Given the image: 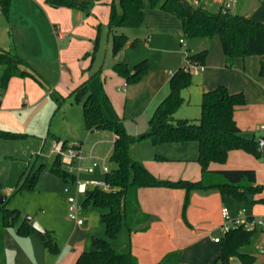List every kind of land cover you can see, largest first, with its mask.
<instances>
[{
  "label": "crops",
  "instance_id": "crops-1",
  "mask_svg": "<svg viewBox=\"0 0 264 264\" xmlns=\"http://www.w3.org/2000/svg\"><path fill=\"white\" fill-rule=\"evenodd\" d=\"M110 1L111 0H105L101 2L107 5L102 15L103 23L107 26L110 15ZM210 1L215 2L213 0ZM144 2L145 20L142 26L137 27L139 29L138 32L134 33L133 37H131L129 32H126V29L130 28L121 27L125 29L122 32H125L129 37V43L123 49L127 47H137L140 42L144 40L149 48L159 49L163 53L167 52L179 55L177 60L178 68L186 65L188 53L193 54L203 49H208L204 69L197 74L199 79L197 83H195V85H197L199 98L202 97L205 91L212 90L218 85H226L231 92H243L246 97V103L236 107L234 112L235 120L238 126L248 136H255L258 140L264 137V76L259 75V67L263 60V56L250 55L244 58L238 57L233 66H227L221 41L218 36H215L213 38L193 39L195 41H193L194 50L188 47L186 49V55L184 59H182L180 58L181 53L179 50L172 49L169 44L170 36L182 30L181 20L174 14L159 8H152L149 0H144ZM115 3L119 5V0H115ZM201 4L202 1L200 6ZM93 9L96 15L90 18L89 15L82 10L68 7H53L47 4L45 0H11L9 13L6 15L9 26L11 25L10 23L15 22V25H18L17 27L15 26V30L18 31L21 29L22 22H29L32 30H38L41 25L47 24L49 33L61 42L62 46L58 49V58L62 73L59 80L52 82L49 79L43 80L40 78L41 82L32 76L12 77L7 89L0 92L1 129H19L16 127L17 125H15V121L13 122V119H16L17 115L31 111L34 108H36L37 111L34 116H31L30 121L33 122V124L40 121L44 122V117H48L53 113V109L50 107L48 109L44 108L43 105L48 97L52 98L53 93L66 95L78 88L84 81L88 82L90 80L89 72L87 71L89 69L87 68V61L80 63L78 68L73 67L74 70H72L71 60L74 52L73 46L75 44L79 45V49H77V54L75 56L83 54L84 51L91 47V40L95 35L94 26L98 22L102 24V20L97 17L99 8L95 6ZM219 10L220 7L218 11ZM2 15L3 14H1L0 17ZM246 15L255 20L264 22V2L261 0H252L251 5L247 8ZM83 20L86 25H83ZM87 24L91 26L88 27ZM15 27L13 26V28ZM108 32L111 37L109 26ZM14 37V33L13 35L9 34L7 36V38H9V44L11 41L13 42ZM136 38L138 39V43L136 46H133L131 42ZM181 39L179 43L181 46H184L186 42L184 41V43H182ZM28 45L32 46V51L38 52L39 49L41 50L42 42L41 39L37 38V40H30ZM14 46H17L15 40ZM0 47L3 49L10 48L11 50L13 44L6 45L0 37ZM28 47L30 48V46ZM120 52L116 55L113 54L111 66L98 68L94 73L95 75L92 81H97L95 82V86H98V91L92 87V81L87 83V88L90 92L96 93L102 99L106 113L110 117L122 118L131 134L140 135L148 129L149 119L157 106L167 97L170 91L171 77L178 68L176 70L170 69L169 71L166 69L150 68L148 73L138 82L128 83L126 79L115 72L112 67L115 62L126 60L133 71V66L139 61L135 62L129 57L127 58L126 55L120 56ZM86 56L87 54L84 57ZM144 59L149 60L148 57ZM30 66L32 69H26L36 74L38 78L43 76L40 74L42 73L40 70L31 64ZM65 77H67L69 83L63 84V78ZM114 86H117L116 88L118 91L115 90ZM100 93L102 95H100ZM109 106L113 109L112 112ZM76 107L77 109L74 110L72 118L69 117L67 119L64 113L63 120H68V123L61 126L73 132L78 130L88 132V134L86 132V135L88 141L91 142L90 152L88 151L89 149L84 148L85 146L82 142L79 145L76 143L69 144L79 147L83 157L76 163H82L87 160L95 159V151L107 150L111 145L113 149L115 134L109 129L88 130L84 122L82 104L79 102ZM186 112L187 110L184 108L182 110L178 109L175 115L188 116ZM139 121H142V123L139 124ZM52 127V123H50L49 128ZM133 147L134 146L131 148V155L133 158L143 162L145 166L159 178L171 180L182 178L197 180L202 177L201 165L197 161L199 146L196 141L152 144L151 148L148 149L147 146V149H145L146 151L143 153L136 152L135 150L133 151ZM261 152H263L262 155L256 157L243 149H233L229 151L225 163H211L210 168L255 169L257 183L263 186V190L254 195L253 198H264V145ZM157 155H161L165 159H158L156 157ZM100 159L102 160V158ZM88 173H94V171ZM219 193L220 192H217V190L193 192L191 196V205L187 210V219L189 222V224H187L182 217V206L185 195L183 189L141 187L138 192L141 207L145 212L153 215V220L150 223V227L145 231L131 233L127 228L130 236V245L126 247L127 250L124 252H131L135 255L139 260V264H158L168 253L180 250L181 256L179 262L173 264H191V260L198 257L203 251L202 247L205 246L206 239L208 238L207 234L209 233V240L207 239V242L210 244V250L208 249L206 253L202 252V254H205V257H203V260L198 264H213L218 259L221 252V242H216L214 238L218 235L222 237L220 230L222 221H219L216 225L219 232L212 237L211 232L213 229H207L210 218L208 205L213 201L216 203L222 202L224 196L230 197L226 195L221 196L222 194ZM195 203L198 204V207H195ZM247 204L248 206L246 208L244 207L243 211L238 214L237 217L264 218L263 203ZM219 219H221V217ZM50 229L54 230L57 235V227H51ZM260 229L261 234L264 235V228L260 227ZM257 231H259L258 228ZM94 235H103L102 228L99 227L95 230L93 225H85V222L82 225H77L76 228L66 232L65 239L62 243L63 247L60 245L58 246V253L50 254V252L49 254L53 255L50 256L46 252H43L45 261L41 264H75L80 254L91 244V239ZM34 238L39 241V237L34 233L26 235L24 238L25 240H21L22 238H17L12 235L8 228L4 230L5 248H10V246L16 248L17 256L22 257L20 259V264H33L30 259L31 255L24 248L23 244L25 245L27 241L36 244L37 240H32ZM57 239L59 240L58 237ZM262 244L258 246L260 256L258 257L255 255L256 261L254 263L264 264V253L260 251V246ZM246 247L247 245L243 247V250L254 255V253L247 250ZM236 260L238 259L232 258L230 264ZM18 262L19 260L17 259V263Z\"/></svg>",
  "mask_w": 264,
  "mask_h": 264
},
{
  "label": "trees",
  "instance_id": "trees-1",
  "mask_svg": "<svg viewBox=\"0 0 264 264\" xmlns=\"http://www.w3.org/2000/svg\"><path fill=\"white\" fill-rule=\"evenodd\" d=\"M105 0H45L53 7H68L79 9L90 14L97 2ZM11 0H0L2 14L8 15ZM152 8H159L177 16L182 23V30L189 38H213L218 36L226 58V65L233 66L236 58L250 55L263 56L259 75L264 76V22L247 15L231 11H210L202 6H194L188 0H149ZM110 15L108 26L112 35L113 54L119 53L128 43L125 32L116 28H137L145 20L144 0H115L109 2ZM138 39L132 40L136 46ZM208 49L197 53H188L191 62L205 64ZM0 89L5 91L9 81L14 76H32L36 74L27 70L30 64L10 50L0 47ZM113 70L124 77L128 83L142 79L149 71V60L143 59L133 66L126 60L117 61ZM193 83V74L182 66L171 77L170 91L167 97L157 106L149 119L148 129L140 135H132L120 117H110L105 110L102 99L87 88L84 81L73 92L77 101L82 103L85 126L88 130L109 129L115 134V140L110 160L114 167L105 175V182L111 185V190L100 187L89 188L85 193L84 204L92 203L99 208L107 209L100 213L105 225L106 237L92 236L91 247L84 250L75 264H139V260L131 252H119L113 248L111 239L118 237L124 224L132 232L145 231L150 227L153 215L145 212L140 204L138 192L141 187L180 188L185 191L182 217L189 224L187 210L195 191L217 190L222 195L233 197L247 203H263L264 198L254 199L253 196L263 190L257 183L256 170L253 168L211 169V163H225L229 151L243 149L256 157L261 156L259 140L248 136L237 124L234 112L237 106L246 103L243 92H231L226 85H218L202 94L200 103L201 116L198 119L177 118L176 111L184 103L182 91ZM21 135L12 130L0 128V137L14 138ZM149 138L152 143H185L196 141L199 146L197 161L201 165L202 177L190 179H163L153 174L143 162L131 155V145L140 139ZM70 145L64 141L63 148ZM158 159H165L161 155ZM51 170L66 182H74L76 173L70 172L62 162L61 154L57 153ZM38 178V172L32 173L22 188L31 189ZM7 200V197H6ZM1 204L2 232L0 233V263L7 264L4 258V230L16 226L21 210L9 209ZM18 234L26 236L36 234L51 253H58L59 247L54 230L46 232L36 230L29 219L21 222L17 228ZM257 228L247 229L244 226L234 227L221 237V252L213 264H230L232 258H237L245 264H253L256 256L243 250L250 244ZM180 250L168 253L158 264L178 263Z\"/></svg>",
  "mask_w": 264,
  "mask_h": 264
},
{
  "label": "rangeland",
  "instance_id": "rangeland-1",
  "mask_svg": "<svg viewBox=\"0 0 264 264\" xmlns=\"http://www.w3.org/2000/svg\"><path fill=\"white\" fill-rule=\"evenodd\" d=\"M188 1L191 2V0ZM251 3L252 0H240L232 8V12L246 15L247 8L251 5ZM95 6L99 8V14L97 17L102 20V15L106 10L107 5L97 2L94 7ZM201 6L213 12L218 11L219 9L218 4L210 0H202ZM87 15H89L90 18L95 17L96 14H94V9H92L91 13ZM101 22L102 24L98 22L94 26L95 35L91 40V47L88 50L84 51L83 54L79 56H75L77 54V49H79V45L75 44L73 46L74 52L72 54L71 60L72 70H74L73 67L78 68L80 63L87 61V68H89L87 71L89 72L90 77L89 81L93 80L95 75L94 73L98 68L111 66L113 61L111 46L112 35L110 37L108 26L103 23V20ZM82 23L83 25H86L84 20ZM10 24L11 25L9 26L6 15L3 14L0 17V37L3 39L6 45L13 44V48L11 50L10 48L7 49H9L11 52L17 53L29 64L40 70L42 72L40 74L43 75L39 77L40 81L41 79H49L51 82L59 80L62 69L59 67L60 62L58 58V49L62 46V44L49 33L47 24H44L43 26L41 25L38 30H32L29 22H22L21 29L18 31L15 30L18 26L15 25V22ZM13 26L16 27L13 28ZM87 26L89 27L91 25L87 24ZM116 30L118 33H120L125 29L116 28ZM138 30V28H130L126 29V32H129L131 37H133L134 33L138 32ZM13 33L15 35L14 40L17 46H14V40L9 44V38H7L9 34L13 35ZM37 38L41 39L42 42L41 50L39 49L38 52L32 51V46L28 45L30 40H37ZM181 38L186 42L184 46H181L179 43ZM193 39L195 38L187 37L181 30L173 33L170 36L169 44L172 49H178L181 53L180 58L184 59L186 55V49L188 47L194 50ZM145 42L146 41L142 40L137 47H127L123 49L120 52V56L126 55L127 58L129 57L135 62L141 61L142 59L148 57L149 69L159 68L169 71L170 69L176 70L178 68L177 60L179 55H174L167 52L163 53L159 49L156 50L155 48H149ZM27 45L30 46V48ZM86 54L87 56L84 57ZM29 68L32 69L31 67ZM2 69L3 67L0 66V73L2 72ZM198 79L199 76L193 75V83L189 87L185 88L184 91H182L185 101L179 110H182L183 108L186 109V115L188 116H178L176 114V117L198 119L201 116L200 103L202 97L199 98V93L196 87L197 85H195ZM63 80V84L69 83L67 77L63 78ZM89 81L87 83H89ZM95 82L97 81L92 83V87L98 91V86H95ZM114 87L115 90L118 91L116 88L117 86ZM100 95L102 94L100 93ZM77 104H79V102L77 101V97L73 91L66 95L53 93V97H48L43 104L44 108L48 109L50 107L53 109V113L50 116L44 117V122L40 121L36 124H33V122L30 121L31 116H34L37 111V109L34 108L31 111L17 115L16 119H13V122L15 121V125H17L16 127L19 129L10 130L20 133L21 135L14 138L0 137V205L5 203L4 206L6 208H18L21 210V216L17 225L8 227L9 232L17 238H22L21 240H25V236L18 234L17 228L21 222H23L25 219H29V216H32L33 218L37 219L41 226L46 230L50 229L51 227H57L58 231L56 236L59 238V240L57 239L58 246L60 245L63 247L62 243L65 239L66 232L76 228L78 225L75 219L69 217L68 197L70 194L76 196L77 198L78 205L81 207L80 217L85 222V225L91 224L95 230H97L99 227L102 228L103 235L100 237H106L105 225L101 220L100 213L102 211H106L107 209L99 208L92 203L84 204L85 193L77 192V183L93 179L98 181L105 180L106 172L104 171L103 163L100 158H105L111 154L112 145L107 150L103 148L104 150L99 152L95 151V159L87 160L82 163H76L75 165L77 167L81 166L82 170H76V179L74 182H66L62 177L55 174L51 170L53 160L57 153L54 147L55 142L66 141L68 144L76 143L78 145L82 142V144L85 146L84 148L89 149V152L91 150V142L88 141V137L86 135L87 131L82 132L81 130H78L73 132L71 130H67L64 126H61L68 123V120H63L64 113L66 114L67 119L69 117L72 118L74 110L77 109ZM109 108L112 112L113 109L111 106H109ZM50 123H52V128H49ZM140 123H142V121H139V124ZM152 144L153 143L151 139L143 138L135 141L131 145V148L134 146L133 151L135 150L136 152L138 151L143 153L146 151L145 149H147V146L148 149H150ZM262 153L263 152H261V155ZM106 165L109 169L114 167V163L110 160V156L107 157ZM90 166L94 168V173H88L85 171ZM34 172H38V178L34 187L31 189L22 188L23 184L28 180V177ZM66 187L70 188V194L65 190ZM4 196L7 197V200L1 203V199ZM247 206V202H242L232 197L225 196L223 197V201L220 203H216L215 201L210 202L208 205L210 218L207 229H213L211 232L212 237L219 232L218 228H216V225L219 223V221L223 222L221 213L223 207H227L231 218H235L243 211V208H246ZM195 207H198V204L195 203ZM220 217L221 219H219ZM1 222L2 210L0 206V233L3 230L1 227ZM258 230L259 231H257L252 236L251 242L246 248L247 250L252 251L254 255L259 257L260 252L258 251V246L264 242V235L261 234L260 227H258ZM207 235L209 238V233ZM207 239L205 246L202 247L203 251L201 250L203 253H206L210 248V244L207 242ZM32 240H37L36 244L27 241L28 243L25 242V245L23 244L24 248L30 253V259L33 264L44 263L45 260L43 257V252L49 254L50 251L45 247L40 238L39 241L35 238ZM110 241L113 248L117 251H126V247H129L130 245V236L128 234L127 226L124 224L118 237L111 239ZM90 247L91 244H89L86 250L90 249ZM202 252L198 257H195L193 260H191V264H198L201 260H203L202 258L205 257V254H202ZM18 257L19 256H17V250L15 247L10 246V248L4 249V258L6 263L20 264V259L22 257ZM17 259L19 260L18 263Z\"/></svg>",
  "mask_w": 264,
  "mask_h": 264
},
{
  "label": "built area",
  "instance_id": "built-area-1",
  "mask_svg": "<svg viewBox=\"0 0 264 264\" xmlns=\"http://www.w3.org/2000/svg\"><path fill=\"white\" fill-rule=\"evenodd\" d=\"M202 0H191V4L194 6H200ZM218 3L220 10L223 12H232V8L240 1V0H213ZM242 1V0H241ZM264 2V0H261ZM2 14V10L0 7V15ZM181 42L184 43V40L181 39ZM185 70L191 72L193 75L199 74L204 69V65H201L197 62H191L187 59V63L184 66ZM55 150L57 153L61 154L62 162L67 167L70 172H75L76 170H82L81 166H76V162L79 161L83 156L81 154V150L77 145H70L67 149L63 148V142L57 141L54 144ZM107 158H102V163L104 167V171L107 172L109 168L106 165ZM88 172H93L94 168L92 166L86 169ZM100 187L105 190H111L112 187L105 181L98 180H85L84 182L77 183V192L86 193L89 188ZM70 194V188L66 187L65 189ZM69 217L76 220L78 225H82L84 223L83 219L80 217L81 207L78 205L77 198L74 195H69ZM223 222L220 225V230L222 235H224L228 230L234 227L244 226L247 229H254L258 227L264 228V218H253V217H235L231 218L229 211L227 208H223L222 211ZM216 242L221 241V235H218L214 238ZM260 251L264 253V242L260 246ZM232 264H245L240 260H236Z\"/></svg>",
  "mask_w": 264,
  "mask_h": 264
},
{
  "label": "water",
  "instance_id": "water-1",
  "mask_svg": "<svg viewBox=\"0 0 264 264\" xmlns=\"http://www.w3.org/2000/svg\"><path fill=\"white\" fill-rule=\"evenodd\" d=\"M263 145H264V137L260 138L259 139V149L262 151L263 150ZM6 200V196H4L2 199H1V203H3L4 201ZM29 220L31 222V225L38 231L40 232H46V229L43 228L40 224V222L33 218L32 216H29Z\"/></svg>",
  "mask_w": 264,
  "mask_h": 264
}]
</instances>
